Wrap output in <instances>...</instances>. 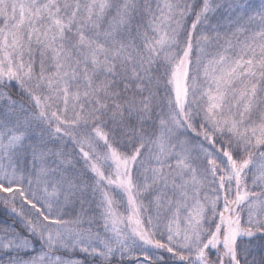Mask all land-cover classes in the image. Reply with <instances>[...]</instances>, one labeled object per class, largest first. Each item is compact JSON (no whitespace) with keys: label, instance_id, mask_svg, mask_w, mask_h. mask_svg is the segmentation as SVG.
<instances>
[{"label":"snow or ice","instance_id":"obj_1","mask_svg":"<svg viewBox=\"0 0 264 264\" xmlns=\"http://www.w3.org/2000/svg\"><path fill=\"white\" fill-rule=\"evenodd\" d=\"M0 264H264V0H0Z\"/></svg>","mask_w":264,"mask_h":264},{"label":"rangeland","instance_id":"obj_2","mask_svg":"<svg viewBox=\"0 0 264 264\" xmlns=\"http://www.w3.org/2000/svg\"><path fill=\"white\" fill-rule=\"evenodd\" d=\"M256 2L258 3V2H259V0H256Z\"/></svg>","mask_w":264,"mask_h":264}]
</instances>
